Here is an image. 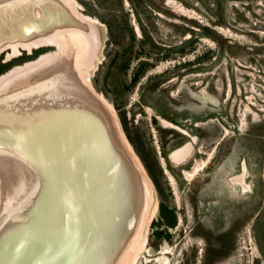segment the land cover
Returning <instances> with one entry per match:
<instances>
[{
    "label": "rangeland",
    "instance_id": "rangeland-1",
    "mask_svg": "<svg viewBox=\"0 0 264 264\" xmlns=\"http://www.w3.org/2000/svg\"><path fill=\"white\" fill-rule=\"evenodd\" d=\"M76 1L99 20V42L89 82L78 83L81 73L70 67L74 86L110 103L132 153L156 176L135 264H264V0ZM13 18L1 10L0 20ZM12 51L0 53V82L59 59L53 45ZM161 113L186 126L212 113L192 127L196 149L214 148L212 169H199L204 159L193 181L179 167L173 183L161 175L158 151L186 139L155 119ZM243 159L247 192L233 180Z\"/></svg>",
    "mask_w": 264,
    "mask_h": 264
},
{
    "label": "bare ground",
    "instance_id": "bare-ground-1",
    "mask_svg": "<svg viewBox=\"0 0 264 264\" xmlns=\"http://www.w3.org/2000/svg\"><path fill=\"white\" fill-rule=\"evenodd\" d=\"M79 8L76 0H0V12L15 16L0 20V53L53 45L59 57L0 82V264H135L145 245L150 179L110 103L74 86L70 67L89 82L99 42V20ZM193 142L173 149L171 161L190 157ZM245 170L233 180L247 192ZM49 236L60 245L41 246Z\"/></svg>",
    "mask_w": 264,
    "mask_h": 264
},
{
    "label": "flooded vegetation",
    "instance_id": "flooded-vegetation-1",
    "mask_svg": "<svg viewBox=\"0 0 264 264\" xmlns=\"http://www.w3.org/2000/svg\"><path fill=\"white\" fill-rule=\"evenodd\" d=\"M178 50H180V52H182L183 48L180 46V47H178ZM161 55H165V52L164 53L162 52ZM147 65L148 66H152V64H147ZM140 69H142V70H140ZM140 69H139L140 71L138 70L139 72H137L138 76L140 75V73L144 72L145 67L144 68L141 67ZM138 76H135L134 80H136V78ZM158 77H160V75ZM167 81H168V79H166V77H164V79L162 80L163 85L169 86L167 83L171 82V80H169L168 82ZM211 115H212V113L210 114V116L207 119L204 120V122H206V120H212V116ZM154 117H155V119L158 118L160 123H161V118L171 122L174 126H165L164 124H162V125L164 127H168V128H171V129H176L181 134L185 135L186 139L180 145H182L187 140L194 141L193 142V151H192L191 156L188 157L185 161H183L180 164L173 163L171 161V159H170V154L173 151V149H175L176 147H178L180 145H177L176 147H173L172 149H169V151L167 153L165 151H158L159 156L157 158L159 159V163H160V167H161L160 171H162L160 173H162L161 174L162 176L167 178L169 181L172 179L171 181L174 182L175 177H174V175H173V173L171 171V168L179 167L181 178L185 179V180L193 181L194 178L193 179L192 178L191 179L188 178L186 172L187 171H192L194 165L197 164V163L200 165L201 162L204 159H208V163L206 165H203L199 169H204V168L209 169V170L212 169V167H213L212 164L213 163L211 162V158H212V154H213L214 148H212L211 151L208 152V153H206L204 151H201L200 149H196V144H197V141H198V137H197V134L193 132V128H192V127H199V125H201V124H205L203 121H200V120H198V118L192 116L191 117L192 122L189 124V125H192V126H186V125H181L182 122L176 121L174 119H171V118L167 117L166 115H164L163 113H161L160 115L159 114L155 115ZM193 136H194L195 140H194ZM239 164H240V171L242 172L243 171L242 165L245 164V167H246L247 162L243 159ZM170 165L172 167H170ZM143 166H144V168L146 170V173L149 176V178H150V180H151V182L153 184V187L156 189V183H157V181H155L156 180L155 179L156 176L154 178L152 171L150 170L149 167H147V165L146 166L143 165ZM198 170L195 171V173H197ZM246 170H247V167H246ZM192 177H194V176H192ZM245 181H246V177H245Z\"/></svg>",
    "mask_w": 264,
    "mask_h": 264
},
{
    "label": "water",
    "instance_id": "water-1",
    "mask_svg": "<svg viewBox=\"0 0 264 264\" xmlns=\"http://www.w3.org/2000/svg\"><path fill=\"white\" fill-rule=\"evenodd\" d=\"M110 168L112 167V166H109ZM130 169V168H129ZM132 169V168H131ZM113 174L115 175V174H117L119 177H124L123 176V172L121 171V170H118V169H116V170H113ZM122 174V175H121ZM119 177H118V179H119ZM140 177V176H139ZM124 179V178H123ZM140 181H143L142 180V178H140ZM141 184L143 185V183L141 182ZM126 189V188H125ZM127 190V189H126ZM57 191L59 192V194H61V199L63 200L64 199V197L66 196V198H67V196H68V194H70V192H69V190L67 189V187H64V189L63 190H61L60 188H58L57 189ZM126 193V195H127V197H128V194L130 193V191L129 190H127V192H125ZM56 196H57V194H56ZM64 201V200H63ZM63 201H62V203H63ZM26 231H27V229H26ZM49 239L50 240H46V238H45V240H42V245L41 246H43V245H47V247L48 248H50V246H51V243H52V245L54 246V248H56L57 246H59L60 244L59 243H57V240H53V238L52 237H50L49 236ZM28 243H30V242H28ZM66 251V250H65ZM69 260V259H68ZM67 260V261H68ZM72 260H70V262H71Z\"/></svg>",
    "mask_w": 264,
    "mask_h": 264
},
{
    "label": "trees",
    "instance_id": "trees-1",
    "mask_svg": "<svg viewBox=\"0 0 264 264\" xmlns=\"http://www.w3.org/2000/svg\"><path fill=\"white\" fill-rule=\"evenodd\" d=\"M162 211L165 212L164 209H162ZM165 215H166V217L168 218V220H167V225H169V226H173V225L175 224V221H176L175 217H174L173 219L170 220V216H168V214H166V213H165Z\"/></svg>",
    "mask_w": 264,
    "mask_h": 264
},
{
    "label": "snow or ice",
    "instance_id": "snow-or-ice-1",
    "mask_svg": "<svg viewBox=\"0 0 264 264\" xmlns=\"http://www.w3.org/2000/svg\"><path fill=\"white\" fill-rule=\"evenodd\" d=\"M0 122H2V121H0Z\"/></svg>",
    "mask_w": 264,
    "mask_h": 264
}]
</instances>
